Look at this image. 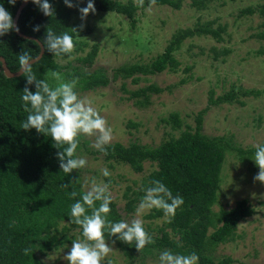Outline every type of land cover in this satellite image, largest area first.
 I'll list each match as a JSON object with an SVG mask.
<instances>
[{"label": "rangeland", "instance_id": "obj_1", "mask_svg": "<svg viewBox=\"0 0 264 264\" xmlns=\"http://www.w3.org/2000/svg\"><path fill=\"white\" fill-rule=\"evenodd\" d=\"M121 1L134 3V0ZM263 3L264 0H212L206 9L196 10L191 7L189 0H183L177 10L157 5L151 11H146L147 7L138 10L134 26L125 16L97 12L88 15L83 22L85 28H91L92 32L86 37L76 38L86 46L81 51H76L75 46L71 54L73 59L67 56L55 57V62L60 66L58 72L66 80H71L75 73L84 75L96 70L104 72L110 81L106 87L82 91L77 86V91L90 99L93 106L108 120L114 130L112 144L120 143L123 146L136 142L152 149L170 138H177L186 127L194 131L196 116L208 106L210 91H213L214 98L229 92L231 86L259 93L257 96H240L238 102L210 106L203 115L202 132L209 137L223 136L230 140L232 146L226 152L216 201L211 208L212 214L228 211L242 200H246L253 210L250 217L238 223L231 239L216 245L209 252L211 264H225L221 261L227 257L231 259V264H264V184L253 179L259 172L252 160L254 156L242 160L238 154V149L247 151L264 141V55L257 53L264 49V40L257 38L264 29V19L258 13H242L248 8L257 9ZM79 4L80 7L86 6ZM79 17V12L72 16V28L82 23ZM208 22H211L213 29L225 27L222 39L217 41L212 36L199 35L184 40L173 52L179 62L176 72L137 75L139 80L136 83L131 79L112 80L114 72L120 67L147 64L161 54L178 30L192 29ZM94 44L98 46V51L93 63L90 66L81 63L79 59ZM224 50H228V54H224ZM216 54L217 58H214ZM186 68H190L189 72L184 71ZM66 74L72 77L68 78ZM182 79H186V83L180 85ZM49 83L55 86L56 81L49 79ZM122 84L125 89L121 88ZM149 85H156L163 91L152 94L147 106L137 107L135 100L129 99V92ZM173 113L179 116L178 129L173 128L171 122H165ZM79 139L81 146L76 154L88 160L87 167L76 171L82 189L86 190L85 181L93 177L98 182H110L115 197L113 202L121 219L130 220L135 211L126 213L124 193L129 189L128 195L133 197L132 192L140 189L141 182L156 170V165L144 162L143 171L135 173L127 164L106 161L103 153L91 147L94 137L82 135ZM104 167L111 172L110 177L101 175L100 169ZM152 210L144 213L141 218L146 230L154 238L159 235L157 230L164 226L167 219H148L147 215ZM65 225L61 223L59 229ZM220 225L217 223L216 226ZM214 229L210 227L208 234ZM170 236L173 238L172 234ZM77 238H82L78 229L68 228L63 234H57L62 244L52 247L44 255L38 253L39 261L41 264H68L63 256L69 250L72 240ZM174 239L178 237L174 236ZM113 247L114 251L106 258L105 264L107 260H111L112 264H159L160 252L153 251L152 256L144 258L135 254V258L129 260L116 245Z\"/></svg>", "mask_w": 264, "mask_h": 264}, {"label": "trees", "instance_id": "obj_2", "mask_svg": "<svg viewBox=\"0 0 264 264\" xmlns=\"http://www.w3.org/2000/svg\"><path fill=\"white\" fill-rule=\"evenodd\" d=\"M22 1L17 0L15 6L10 5L8 0H0V4L10 11L14 18ZM182 1L157 0L156 5L177 10ZM189 1L191 7L196 10H204L212 2V0ZM49 2L56 10L53 17H45L29 0L17 21L20 33L33 37L42 44L46 27L57 35L68 32L74 38L76 51H81L86 44L77 41L76 38L86 37L92 30L86 27L77 35L71 31L70 24L72 16L78 12L79 3L86 5L87 0L82 2L72 0V3L77 2V7L73 8L66 7L63 0H49ZM94 3L96 13L110 12L125 16L132 26L136 21V12L148 7V0H145L144 8H137L131 1L124 3L121 0H94ZM242 13L247 15L258 13L264 19V3L257 9L248 8ZM36 25L41 26L39 32L33 31ZM262 26L264 27V20ZM224 31V26L213 29L211 22L196 25L192 29L178 30L161 54L147 64L120 67L114 72L112 80L131 79L136 83L139 80L137 75H154L164 71L176 72L179 62L174 58L173 52L184 40L199 35H209L220 41ZM257 38L264 40V29ZM37 41L19 37L15 32L0 37V57L5 60L10 72L15 73L20 70L18 57L22 52H29L34 58L38 56L40 47ZM97 51L98 46L92 45L91 50L79 61L90 66ZM223 53L228 54V50H224ZM257 53L264 55V49ZM214 58H217V54ZM32 70L37 79H46L49 70L59 71L60 66L55 62V56L45 51L41 59L32 65ZM189 70L190 68H186L184 71L189 72ZM66 76L72 77L71 74ZM75 76L79 77L77 86L82 91H94L97 88L106 87L110 82L102 70L84 75L75 73ZM25 83L26 80L22 75L17 78H7L0 63V264H41L37 257L38 253L44 255L52 247L62 244V241L57 239V234H63L68 228H73L78 229L82 235L81 227L75 224L70 216V206L75 200L81 198L80 194L84 191L78 173L74 170L68 176L60 170L56 159L58 150L48 134L37 133L35 129L25 131L21 128L22 122L28 115L24 111V102L21 99ZM184 83L186 79L179 82L180 85ZM121 88L125 89L124 84ZM30 89L35 91L34 85L30 86ZM162 91L163 89L156 85H149L129 92V99L135 100L137 107H143L148 105L152 94H159ZM258 94L254 90L231 86L229 92L214 98L213 91H210L208 106L197 114L194 131L186 127L177 138H170L152 149L136 142L128 146L115 143L108 147V154H103L106 161L127 164L135 173L143 171L144 162L156 165V170L141 182L140 189L132 192L133 197L128 195L129 189L124 193L126 213H134L136 205L144 195V189L151 186L153 180L162 181L173 195L179 194L184 199V204L170 222L162 210L153 209L147 215L148 219L166 218L167 220L163 227L158 228L159 235L154 237L155 242L147 245L140 253L135 249L134 243L128 245L116 241V247L126 259H134L135 254L144 258L152 256L153 251L161 252L164 249H170L174 253L184 255L195 251L199 256V264H211L209 252L216 245L231 239L238 223L253 214L246 200L238 202L228 211H220L218 215L212 214L211 208L216 201L226 152L232 146L230 140L223 136H206L202 132V122L203 115L210 106L238 102L240 96L249 97ZM165 122H171L173 128L180 127L177 113L171 114ZM255 151V148L247 151L238 149V154L242 160H247L254 156ZM72 178L77 180L69 184L67 188L62 187ZM73 190L78 193L75 198L70 197ZM98 204L99 202L97 206ZM110 207L112 211L108 219L113 222L122 220L116 204L113 202ZM88 212L90 214L91 209ZM61 223L66 225L59 229ZM217 223L221 225L217 227ZM210 227L215 229L208 234ZM174 236L178 239L175 240ZM105 238L108 241L112 240L107 233ZM26 248L30 250L27 255L24 253ZM231 262L228 257L221 261L225 264H231Z\"/></svg>", "mask_w": 264, "mask_h": 264}, {"label": "clouds", "instance_id": "obj_3", "mask_svg": "<svg viewBox=\"0 0 264 264\" xmlns=\"http://www.w3.org/2000/svg\"><path fill=\"white\" fill-rule=\"evenodd\" d=\"M23 2L28 3L29 0ZM31 2L45 17L55 16L56 10L49 0H31ZM8 3L15 6L17 0H8ZM63 3L68 8L77 7L72 0H63ZM156 3L157 0H148L146 11H151ZM134 4L137 8H144L145 0H134ZM77 10L82 23L71 28V31L79 35L86 26L83 22L90 13L95 14L97 9L94 0H87L86 6L77 7ZM40 27V25L34 26L33 31L39 32ZM12 32L18 34L20 28L14 21L12 13L0 4V37ZM74 50L72 35L68 32L57 35L46 27L41 44L42 53L46 51L55 57L67 56L73 59L71 54ZM38 59L39 57L34 58L29 52H22L18 57L19 73L26 80L21 99L24 102V111L28 113L21 128L25 131L35 129L37 133L48 134L58 150L56 159L60 170L70 176L74 170L88 166L87 158L76 154L80 145L79 138L82 135L94 137L91 147L107 155L108 147L114 139V130L106 117L93 106V102L77 91L79 77L74 76L71 80H66L62 73L49 70L46 79H37L32 65ZM0 63L4 61L0 60ZM49 79L56 81L55 86L49 83ZM33 85L35 91L30 89ZM254 148L256 151L252 160L259 168V172L253 179L264 184V143H257ZM100 172L103 177L111 176L107 167L100 169ZM76 180L72 178L62 187L67 188ZM85 188L86 190L80 194L81 198L70 206L71 219L81 227L82 238L72 240L69 250L63 256L68 264H105L106 258L114 251L113 246L117 240L128 245L134 243L135 249L140 253L147 245L155 242L152 234L144 226L142 215L152 209L162 210L170 222L184 204L181 195H173L162 181L153 180L151 186L144 189V195L140 198L132 218L113 222L108 219L112 211L110 206L115 199L110 182L106 183L103 180L98 182L93 177L90 181H85ZM77 195L75 190L70 193L71 198ZM97 202H99L98 206ZM89 209H91L90 214ZM106 233L112 237L110 242L105 238ZM29 251L27 248L24 249L25 255ZM158 262L159 264H198L199 256L195 251L184 255L164 249L159 254ZM107 264H112V261L107 260Z\"/></svg>", "mask_w": 264, "mask_h": 264}, {"label": "water", "instance_id": "obj_4", "mask_svg": "<svg viewBox=\"0 0 264 264\" xmlns=\"http://www.w3.org/2000/svg\"><path fill=\"white\" fill-rule=\"evenodd\" d=\"M28 3H24L23 1L21 2V4L19 5V7H18V9H17V11H16V13H15V16H14V21L17 23V21H18V18H19V16H20V13H21V11L24 9V7L27 5ZM17 34V33H16ZM19 37H22V38H24V39H30V40H35V41H37L35 38H33V37H29V36H26V35H23V34H21L20 32L17 34ZM38 42V41H37ZM38 45H39V47H40V52H39V54H38V56L37 57H39V59L37 60V61H39L40 59H41V57L43 56V54H44V52L42 53L41 52V43H39L38 42ZM36 58V57H35ZM0 60H3L4 61V63H1L2 64V71H3V73H4V75L7 77V78H17V77H20L21 75H20V70H18L17 72H15V73H12V72H10L9 71V69L7 68V66H6V63H5V60L2 58V57H0ZM36 61V62H37Z\"/></svg>", "mask_w": 264, "mask_h": 264}]
</instances>
